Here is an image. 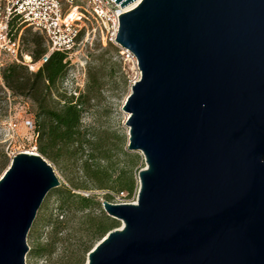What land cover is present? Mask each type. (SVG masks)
Masks as SVG:
<instances>
[{
    "label": "water",
    "instance_id": "obj_1",
    "mask_svg": "<svg viewBox=\"0 0 264 264\" xmlns=\"http://www.w3.org/2000/svg\"><path fill=\"white\" fill-rule=\"evenodd\" d=\"M135 0H114L120 7ZM115 44L138 79L121 110L139 150L134 201L83 264H264V0H138ZM60 181L37 151L0 174V264H24L25 235Z\"/></svg>",
    "mask_w": 264,
    "mask_h": 264
},
{
    "label": "rangeland",
    "instance_id": "obj_2",
    "mask_svg": "<svg viewBox=\"0 0 264 264\" xmlns=\"http://www.w3.org/2000/svg\"><path fill=\"white\" fill-rule=\"evenodd\" d=\"M74 11L71 17H74ZM14 27V26H13ZM11 29L14 36L19 37L21 53L27 54L32 61L31 52L44 48L45 41L41 36L39 44H33L34 31L31 28L19 24ZM67 59L69 65L65 77L69 81L76 78L77 83H82L83 89L87 75L96 74L99 78V91L89 101L87 108L81 114V124L93 138H100L110 147L111 161L115 168L125 167L130 169L134 178L132 191L116 197L113 190L98 189L91 186L90 181L82 174L79 160H67L51 165L60 181V184L70 187L72 191L83 195H93L99 201L90 208L80 209L76 206L69 208L60 207L58 196L50 188L43 196L31 224L25 235L28 246L24 255V264H73L82 255V262L86 252L101 237L90 236L88 232V215H98L101 210V199L104 192L111 197L109 201H134L138 187L137 170L144 167L143 156L139 150L128 151L126 149L127 129L124 119L127 115L121 110L122 102L129 92L132 82L139 77L136 65L130 56L123 50H115L114 47L102 44L96 34L83 33L77 39L76 44L70 50ZM10 59L0 51V70ZM72 84H61L59 91L69 94ZM33 103L26 97L12 95L4 86L0 77V174L8 165L10 157L21 150H35L34 135L29 122L33 120ZM124 150L128 155H123ZM99 164H103L101 161ZM73 183L78 184L72 186ZM86 185L87 188H84ZM110 216V215H109ZM112 217V216H111ZM114 218V217H113ZM116 219V218H114ZM56 224L57 232H53L52 223ZM118 225L120 220L116 219ZM116 227V226H115ZM52 241V250L47 254L34 255L29 249ZM89 245L87 251L81 253V247Z\"/></svg>",
    "mask_w": 264,
    "mask_h": 264
},
{
    "label": "trees",
    "instance_id": "obj_3",
    "mask_svg": "<svg viewBox=\"0 0 264 264\" xmlns=\"http://www.w3.org/2000/svg\"><path fill=\"white\" fill-rule=\"evenodd\" d=\"M10 29L15 25L10 22ZM41 36L34 32L33 44H39ZM106 45L120 50L117 46L106 42ZM43 48L31 52L33 60L37 59ZM69 61L63 52L53 51L47 61L35 71L15 61L6 63L0 70L4 86L12 95L28 98L34 105L31 122L36 151L54 164L67 160H79L82 174L90 181L91 186L98 189L123 191L128 195L134 187V178L130 169L115 168L111 161L110 147L100 138H93L81 124V114L87 108L89 101L99 91L98 76L87 75L86 83L76 96L59 91L64 79ZM123 155H128L120 150ZM103 164H99V162ZM78 184L73 183V187ZM87 188L86 185H83ZM53 192L58 196L60 207L76 206L80 209L90 208L99 201L93 195H83L74 192L70 187L55 186ZM103 197L109 200L111 195L106 191ZM88 232L90 236L101 237L108 229L118 225L116 219L102 210L98 215H88ZM52 223L53 232H57L56 224ZM52 241L32 247L30 252L42 255L51 252ZM89 245L81 247V253L87 251ZM82 255L73 264H81Z\"/></svg>",
    "mask_w": 264,
    "mask_h": 264
},
{
    "label": "built area",
    "instance_id": "obj_4",
    "mask_svg": "<svg viewBox=\"0 0 264 264\" xmlns=\"http://www.w3.org/2000/svg\"><path fill=\"white\" fill-rule=\"evenodd\" d=\"M119 3L114 0H0V51L10 61L35 71L53 51L68 56L82 33L96 34L102 44L110 42L117 46L114 42L118 28L117 16L128 11L120 7ZM73 9L75 16L69 18ZM10 22L15 26L25 25L43 37L45 46L37 59H25L19 37L13 35ZM124 53L136 65L134 57L127 51ZM66 83L72 84L69 94L74 96L82 88V83H77L76 78L68 81L64 77L61 84L64 86ZM123 194L121 190L115 192L116 197Z\"/></svg>",
    "mask_w": 264,
    "mask_h": 264
},
{
    "label": "bare ground",
    "instance_id": "obj_5",
    "mask_svg": "<svg viewBox=\"0 0 264 264\" xmlns=\"http://www.w3.org/2000/svg\"><path fill=\"white\" fill-rule=\"evenodd\" d=\"M137 2H138V0H135V1H132V2L127 3V4H125V5L123 6V9H124V10H129V9H131L132 7H134V6L136 5ZM73 11H74V9L72 10V12H73ZM72 12H71V13H72ZM71 13L68 15L69 18H73V17L70 16ZM74 16H75V14H74ZM25 59H26V60H29V56H28L27 54H25ZM21 151H23V150H21ZM27 151H32V150H27Z\"/></svg>",
    "mask_w": 264,
    "mask_h": 264
}]
</instances>
